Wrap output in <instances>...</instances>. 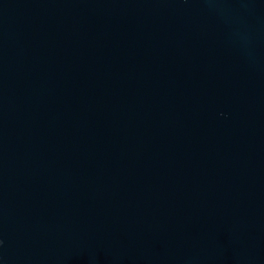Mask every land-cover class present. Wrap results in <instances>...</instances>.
<instances>
[{
    "label": "water",
    "instance_id": "water-1",
    "mask_svg": "<svg viewBox=\"0 0 264 264\" xmlns=\"http://www.w3.org/2000/svg\"><path fill=\"white\" fill-rule=\"evenodd\" d=\"M0 264H264V0H0Z\"/></svg>",
    "mask_w": 264,
    "mask_h": 264
}]
</instances>
